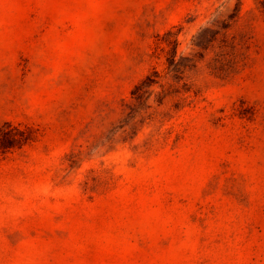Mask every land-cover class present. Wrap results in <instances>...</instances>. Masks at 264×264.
I'll return each instance as SVG.
<instances>
[{
  "label": "rangeland",
  "instance_id": "1",
  "mask_svg": "<svg viewBox=\"0 0 264 264\" xmlns=\"http://www.w3.org/2000/svg\"><path fill=\"white\" fill-rule=\"evenodd\" d=\"M0 264H264V0H0Z\"/></svg>",
  "mask_w": 264,
  "mask_h": 264
}]
</instances>
